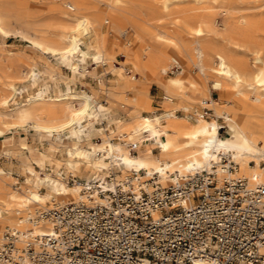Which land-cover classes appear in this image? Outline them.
Wrapping results in <instances>:
<instances>
[{
  "label": "bare ground",
  "instance_id": "bare-ground-1",
  "mask_svg": "<svg viewBox=\"0 0 264 264\" xmlns=\"http://www.w3.org/2000/svg\"><path fill=\"white\" fill-rule=\"evenodd\" d=\"M100 1L105 10H94L84 0H63L71 12L65 13L64 31L53 39L44 37L45 32L40 33L43 36L24 33L44 53H68L73 74L62 77L65 87L25 92L21 83L37 84L46 77L30 65L19 72L10 93L0 97V138L24 125L53 135L48 150L36 158L14 143L3 149L7 155H18L32 176L40 178L34 183L28 176L18 187L16 179L0 172V250L4 231L29 229L39 209L87 201L85 188L99 197L93 178L106 188L111 186L107 176L112 174L120 180L131 174L143 180L155 178L164 186L202 168L217 172L220 181L264 175V0ZM127 25L133 30L131 41L122 37ZM107 33L112 39L107 40ZM18 34L21 30L0 15V37ZM119 55L126 59L119 61ZM92 64L94 69L102 66L110 71L112 84L100 81L89 91H69L70 80L79 79V68ZM130 69L137 74L132 79L126 75ZM170 69L175 75H166ZM153 81L167 93L162 97L166 109L152 114L156 107L141 117L140 112L151 106L148 87ZM211 89L219 91L218 101ZM117 100L132 106L130 118L115 113L109 117L110 132L97 128L96 121L112 111ZM196 105L214 112L206 118L203 110L191 111ZM225 127L229 130L224 137L220 132ZM117 136L120 140L113 141ZM129 141L137 142L135 152L127 146ZM146 145L160 149L144 152ZM231 166L236 170L231 172ZM84 174L87 182L75 178ZM34 229L46 234L51 224L45 221Z\"/></svg>",
  "mask_w": 264,
  "mask_h": 264
},
{
  "label": "built area",
  "instance_id": "built-area-1",
  "mask_svg": "<svg viewBox=\"0 0 264 264\" xmlns=\"http://www.w3.org/2000/svg\"><path fill=\"white\" fill-rule=\"evenodd\" d=\"M110 75L102 73L101 80L107 81ZM202 110L206 117L212 113L207 106ZM161 111L162 105H157L152 114ZM109 116L110 112L97 121L106 132L113 128ZM127 146L135 152L137 142L129 141ZM229 169L236 170L234 166ZM107 178L111 186L106 188L99 178L91 181L99 197L92 188H85L87 201L41 208L30 219L29 229H7L0 261L264 264V175H237L220 181L217 172L202 168L180 175L167 186L155 178L138 179L137 174L121 180L115 174ZM45 221L50 222L51 231L35 232L34 227Z\"/></svg>",
  "mask_w": 264,
  "mask_h": 264
},
{
  "label": "rangeland",
  "instance_id": "rangeland-1",
  "mask_svg": "<svg viewBox=\"0 0 264 264\" xmlns=\"http://www.w3.org/2000/svg\"><path fill=\"white\" fill-rule=\"evenodd\" d=\"M84 1L94 10H105V5L100 0ZM62 2L63 0H0V15L5 19L6 23L9 26H12L16 29L19 28L22 33L6 38L0 37V97L6 96L10 93V85L18 82L17 77L20 74L19 72L22 69H28L30 65L36 66L46 77L44 80L38 82L37 84L28 81L21 83V87L25 92L31 91L33 93H38L46 89V87H65V83L62 80V77L71 78L73 74L71 59H68L69 57L65 56L68 53H65L64 56L62 54L56 56L50 53H44L34 43H32L28 38L24 36V33L43 36L40 33L45 32L43 33L44 37L49 38L50 36L49 39H53L56 34L62 31V26L68 23L65 18V13L66 11L71 12L68 6L63 5ZM61 9L62 11H60ZM54 28L57 29L55 30ZM125 30L126 32L122 36L124 41H131L133 30L129 25L125 26ZM111 36V33H107V40L112 39ZM82 45H85V43L83 42ZM118 59L119 61H122L126 58L119 55ZM78 60L80 61V63H84V58L82 55H79ZM95 66V64H92L87 69L84 67H80L79 70L81 75L79 76V79L77 81L70 80L68 90L72 92H80L85 90L89 91L93 87L97 86L100 81L102 82V85H109L111 83L110 77H112V74L108 77L107 81L101 80V74L105 73L106 71L102 66L94 69L93 67ZM48 67H51V69L49 70ZM131 71H133L134 74L136 72L134 70ZM178 71L179 70H176L175 73H177ZM126 75L129 78L131 77V79L133 78V75ZM166 75L169 76L175 74L170 69L166 72ZM98 78L100 80L96 81V79ZM189 93L191 92L189 91ZM165 94L167 93L159 82H151L148 87V98L151 106H147L143 111L140 112L141 117L150 115L153 110L156 109L157 105H162V111H164L166 109L167 100L162 99V97ZM211 95L213 96L215 101H218V90L211 89ZM126 96L129 97V99L133 98V95L131 94H127ZM176 108L177 110H181L179 109L180 107ZM202 108V106H196L192 108L191 111L193 112L195 110H198V112L201 113ZM110 110H112L110 111L111 115L118 113L124 119H129L131 116L132 106H129V102L127 100H117L112 104ZM213 112L214 110L212 109V114ZM178 113L183 114L185 112L181 111ZM96 124L97 121L95 125ZM96 127L101 128L98 126ZM228 130L229 127L222 128L220 132L221 135L224 137L228 136ZM121 132L125 133L127 131L123 130ZM51 137H53V135L42 134L34 126L28 125L7 130L5 133V138H0V172L4 174H10V179H16L15 181L17 182L18 187L26 183L28 176L31 177V182H39L40 177H33L32 173L26 169L23 160L18 155H7L5 153V150L3 149L13 145L14 143V145L25 147L26 149L24 151L26 152V154L32 158H36L40 154V152L48 150V147L50 145L48 139ZM65 137V133H63L62 138ZM92 137L96 140L99 139L98 135L95 133L92 134ZM143 149L144 152L148 151L149 149H152L154 152H158L160 148H155L154 145H146ZM252 164L254 165L255 162L253 161ZM47 168L49 169L50 165H47ZM63 170L64 169H62V171ZM63 172L65 173V170ZM75 178L77 180L87 182L86 174L82 176L76 175ZM70 181L72 183L73 179L70 178Z\"/></svg>",
  "mask_w": 264,
  "mask_h": 264
},
{
  "label": "crops",
  "instance_id": "crops-1",
  "mask_svg": "<svg viewBox=\"0 0 264 264\" xmlns=\"http://www.w3.org/2000/svg\"><path fill=\"white\" fill-rule=\"evenodd\" d=\"M68 59H71V58H68ZM79 61V60H78ZM80 62V61H79ZM81 75V73H80V70H79V73L77 74V76H78V78H79V76ZM196 106H200V105H196Z\"/></svg>",
  "mask_w": 264,
  "mask_h": 264
}]
</instances>
